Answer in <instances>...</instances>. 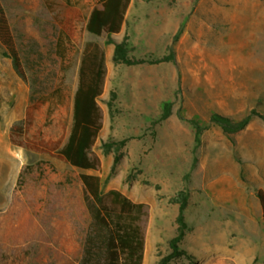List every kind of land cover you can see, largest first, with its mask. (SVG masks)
Returning <instances> with one entry per match:
<instances>
[{
	"label": "rangeland",
	"instance_id": "374dc122",
	"mask_svg": "<svg viewBox=\"0 0 264 264\" xmlns=\"http://www.w3.org/2000/svg\"><path fill=\"white\" fill-rule=\"evenodd\" d=\"M0 1L26 72L23 81L0 47V264L79 263L91 223L81 174L98 176L105 193L116 190L144 205L142 264L169 253L178 214L169 200L183 189L190 193V232L180 245L187 255L171 264H264L256 197L264 189V0H130L112 37L121 41L127 31L137 57L168 54L172 46L176 63L106 62L102 129L91 151L98 168L88 171L52 149L70 133L85 44L113 51L105 35L85 30L99 0ZM111 90L122 110L113 123ZM165 103L172 115L154 123ZM33 104L41 106L18 139L29 148L15 145L11 127ZM251 111L259 116L231 137L210 122L212 114L240 121ZM190 121L204 128L197 149ZM124 138L112 173L113 155H104L102 144Z\"/></svg>",
	"mask_w": 264,
	"mask_h": 264
},
{
	"label": "trees",
	"instance_id": "16d2710c",
	"mask_svg": "<svg viewBox=\"0 0 264 264\" xmlns=\"http://www.w3.org/2000/svg\"><path fill=\"white\" fill-rule=\"evenodd\" d=\"M46 5L48 6V2ZM100 7L94 8L86 19L85 30L92 36H106L105 45L113 46L111 61L115 67L155 66L160 64H175L176 56L173 47L167 49L168 54L161 56L145 55L137 57L130 45V36L126 31L121 41L112 36L120 33L130 0H99ZM49 7V6H48ZM50 8V7H49ZM178 35L175 36L176 41ZM0 47L4 55L12 62L16 74L26 81V72L16 46L15 38L9 19L0 1ZM106 75V57L104 49L97 42H87L84 46L78 72V84L73 97L72 125L65 144L55 143L52 151H57V157L69 166L83 170H96L98 160L92 158L91 151L102 129L98 99L102 94ZM111 123L122 114L119 107L118 95L110 91L106 102ZM31 105L26 111L25 118L14 124L10 130L13 144L25 146L21 137L32 126L33 112L40 108ZM172 115V104L165 103L159 118L154 123L166 121ZM259 116L251 111L244 119L234 121L232 118L212 114L210 122L218 127L224 135L231 137L243 131L252 118ZM263 119L264 117L260 116ZM194 130L195 149L200 145V137L204 131L197 122L190 121ZM31 143V140H25ZM129 139H109L102 144L104 155H113L111 172L114 173L120 164ZM84 187V200L91 217V223L83 243L82 254L78 264H142L144 252V236L140 222L144 213V205L133 203L116 190L103 191L101 179L98 176L81 174ZM256 197L261 209L264 232V190L257 189ZM190 193L183 189L176 193L169 202L178 206L175 220V235L168 241L169 253L157 264H171L173 261L187 255L180 248L190 228L185 212L189 206Z\"/></svg>",
	"mask_w": 264,
	"mask_h": 264
},
{
	"label": "crops",
	"instance_id": "0c3cea01",
	"mask_svg": "<svg viewBox=\"0 0 264 264\" xmlns=\"http://www.w3.org/2000/svg\"><path fill=\"white\" fill-rule=\"evenodd\" d=\"M113 52V51H112ZM112 52H110V54L108 55H106L105 54V57H106V62L108 63L109 62V60H111V58H112ZM264 190V189H263ZM259 221H260V224H261V221H262V215H261V209H260V216H259ZM263 223V222H262Z\"/></svg>",
	"mask_w": 264,
	"mask_h": 264
}]
</instances>
